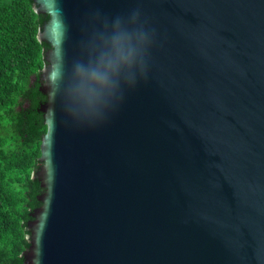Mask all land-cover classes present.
I'll return each mask as SVG.
<instances>
[{
  "label": "water",
  "instance_id": "1",
  "mask_svg": "<svg viewBox=\"0 0 264 264\" xmlns=\"http://www.w3.org/2000/svg\"><path fill=\"white\" fill-rule=\"evenodd\" d=\"M34 1L51 48L27 263L264 264V0ZM117 20L149 32L145 68L85 113L73 67Z\"/></svg>",
  "mask_w": 264,
  "mask_h": 264
},
{
  "label": "trees",
  "instance_id": "2",
  "mask_svg": "<svg viewBox=\"0 0 264 264\" xmlns=\"http://www.w3.org/2000/svg\"><path fill=\"white\" fill-rule=\"evenodd\" d=\"M34 0H0V264H28L33 214L46 188L38 176L48 132L43 69L50 20ZM34 78V79H33Z\"/></svg>",
  "mask_w": 264,
  "mask_h": 264
},
{
  "label": "clouds",
  "instance_id": "3",
  "mask_svg": "<svg viewBox=\"0 0 264 264\" xmlns=\"http://www.w3.org/2000/svg\"><path fill=\"white\" fill-rule=\"evenodd\" d=\"M139 13L133 14L135 19ZM152 43L142 27H123L119 20L113 31L101 34L88 61L77 62L68 84L69 100L83 112L103 114L117 98L125 82L143 71Z\"/></svg>",
  "mask_w": 264,
  "mask_h": 264
},
{
  "label": "rangeland",
  "instance_id": "4",
  "mask_svg": "<svg viewBox=\"0 0 264 264\" xmlns=\"http://www.w3.org/2000/svg\"><path fill=\"white\" fill-rule=\"evenodd\" d=\"M34 79V78H33Z\"/></svg>",
  "mask_w": 264,
  "mask_h": 264
}]
</instances>
